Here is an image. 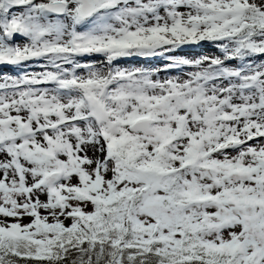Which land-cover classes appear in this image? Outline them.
I'll use <instances>...</instances> for the list:
<instances>
[{
	"label": "snow or ice",
	"instance_id": "6c2138e0",
	"mask_svg": "<svg viewBox=\"0 0 264 264\" xmlns=\"http://www.w3.org/2000/svg\"><path fill=\"white\" fill-rule=\"evenodd\" d=\"M0 264H264V0H0Z\"/></svg>",
	"mask_w": 264,
	"mask_h": 264
}]
</instances>
